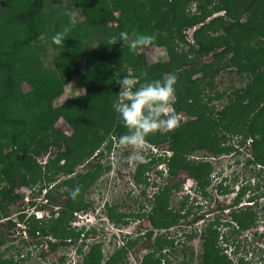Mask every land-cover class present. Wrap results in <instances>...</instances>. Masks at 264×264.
<instances>
[{
    "label": "trees",
    "instance_id": "16d2710c",
    "mask_svg": "<svg viewBox=\"0 0 264 264\" xmlns=\"http://www.w3.org/2000/svg\"><path fill=\"white\" fill-rule=\"evenodd\" d=\"M110 1L113 8L102 17L92 12L94 8L99 7V0H83L81 12L88 23L105 26L114 22L117 29L114 35L121 31L130 33L134 28L147 34L155 33L157 39L153 44L160 46L168 43L164 40L166 24L163 20H169V24L179 31V40L184 41L187 48L180 53L169 48L168 61L149 63L143 52L130 51L120 40L112 45H109L108 41L101 42L94 50L87 52L77 46L75 40H69L67 37L64 45L55 46L57 52L53 69H42L38 59L26 60L25 56L36 39L48 31L54 33L57 26L56 12L48 6L49 0H0V76H4L0 80V126L3 127L0 132V217L8 214V206L22 197V193L15 191L16 186L30 188L36 185L41 190L46 189V205L58 197L65 196L61 208L51 210L49 216L36 218L33 214L27 216L25 211L18 213L17 220L26 222L25 237L31 238L30 240L48 236L59 243H69L71 237L78 239L80 234L85 236L91 233L94 236V229H75L70 226V222L74 219V212L91 206L90 202L83 198L86 188L111 168V164L101 163L100 157L115 148L119 137L127 132L113 110L112 102L120 91L117 79L127 75L129 69L141 82L161 79L169 73L177 74V99L172 107L176 113L183 112L190 117L180 121L179 126L172 130L158 131L147 138L148 146L159 147L165 144L166 150L162 153L151 150L146 154L145 162L136 163L132 175L136 184L148 186V171L155 163L162 161L166 167L164 174L174 177L183 170L201 192L207 195L205 188L209 184L212 162L209 159L192 157L191 154L196 150H207L211 156L232 150L239 151V148L228 143L233 136H238L237 145H250V156L245 158L244 165L259 164L255 175L259 172L264 174V126H256L259 122H264V0H203L198 12L186 16H183L180 5L192 0H172L163 11L161 10V14L157 15L160 20L156 21L153 9L159 6L160 2H155L159 0H152L155 2L153 8H146L150 0ZM210 3H213L212 6ZM115 10L119 11L118 16L113 14ZM216 10H222L223 14L205 21L206 17ZM20 21L26 22L28 34L12 31V25ZM196 24L199 26L192 33L193 41L185 40L181 28ZM210 31H217L218 34L210 36ZM207 54L222 63L213 66V63L206 62L202 58ZM84 55L88 57L86 71L80 77L85 84V94L73 102L59 105L58 109L53 108L50 98L61 92L63 81L73 72V58ZM24 63L25 69L22 70ZM229 66L235 67L233 71L236 74H245L247 82L244 86L232 90L228 94L232 96L228 97L229 101L220 110L215 111L207 104L198 102L195 98L196 94L199 96V91L193 89L198 88L205 79H212L219 69ZM17 69L24 72L23 77L17 74ZM196 74L199 75L195 76ZM106 77L112 79L109 84L105 82ZM22 78L35 83L38 90L29 94L23 93L20 86ZM209 81L211 80H208L207 84H210ZM218 95L216 97H220ZM10 103L18 110L17 116H9L6 107ZM238 108L244 111L239 113L240 116L244 115L242 121L237 119L226 123L230 110L233 112ZM61 114L73 128L71 136L53 128L55 120ZM231 124L234 125L235 131L231 129ZM220 127L229 134L218 131ZM11 128L14 130L8 131ZM257 133H260L261 137H257ZM105 140L103 149L101 144ZM7 146H12L13 149L5 151ZM51 149L53 155L50 154ZM44 153L50 155L43 163H39L37 157ZM89 157L95 158L96 161L85 171H77V165ZM254 169L255 167H252L253 172ZM162 171L156 169L158 175L162 174ZM59 177H62L61 180L55 181L54 178ZM171 185L157 184L158 187L146 198L149 207L140 203L138 211L130 215L118 211L116 204L106 203L104 206V213L110 221L126 224L128 216H142L149 220L151 227L142 232V237L151 240L155 248L149 249L142 256L140 264H163L164 261L171 264L168 256L175 257L177 251L183 256L182 260L180 259L181 264H187L192 258L193 250L185 241L197 235L195 230L180 234V237L185 239L182 243L179 242L180 250H177L173 238L163 233H155L158 229L166 230L176 225L179 218H186L192 213V206H185L187 197L180 199L177 207L170 205L171 190L178 184ZM77 186L80 187V192L72 198L70 190ZM218 186L223 192L227 190V187H222L221 181ZM60 188L63 190L60 191ZM258 188L259 183L238 188L232 204L240 203L246 191L250 189L254 190L248 196L249 200L264 197V191H261L262 194L258 193ZM141 194H144V190ZM256 204L258 200L255 206ZM255 206L248 205L238 211H232L231 218L222 224L226 227L222 232L218 218L204 224L200 230L202 253L199 264L232 262L218 242L222 239L231 245L234 242L230 238L234 239L236 233L254 225L258 218ZM259 208L264 211V204ZM197 219L198 216H194L190 223L198 221ZM6 224L11 233H14L15 221L9 218ZM235 224L237 228L234 227ZM228 226L232 228L228 229ZM83 231L85 233H82ZM5 237L1 236L0 245L7 243ZM138 240L139 237L132 238L130 234H123L122 243L115 246L106 258L103 257L100 243L91 242L82 254V259L75 264H126L128 250ZM9 247L10 245L6 246L5 251L9 250ZM50 247L55 249L56 244L53 243ZM238 250L239 243L233 244V252ZM77 251L81 253L82 247H77ZM12 258L13 256L7 258L0 254V264H17ZM236 264L249 262H245L243 257H238Z\"/></svg>",
    "mask_w": 264,
    "mask_h": 264
},
{
    "label": "rangeland",
    "instance_id": "374dc122",
    "mask_svg": "<svg viewBox=\"0 0 264 264\" xmlns=\"http://www.w3.org/2000/svg\"><path fill=\"white\" fill-rule=\"evenodd\" d=\"M83 0H49L48 6L56 12V22L57 26L54 28V33H50L49 31L46 34L42 35L40 38L36 39L33 47L28 50L25 59L34 58L38 59L40 62V67L43 69H53L54 67V56L56 55L57 49L55 48L56 44L52 41V36L58 32L62 31L63 28L69 23L66 12L69 10L74 11L77 15L78 23L69 33V40H75V44L80 46L83 50L89 52L90 50H94L98 44L101 42H107L111 36H113L117 31L116 25L114 22H109L105 26H98L88 23L85 16L81 12V3ZM172 0H159L155 2L158 3L159 6L153 9V13L155 15V21L160 18L157 16L161 14L163 9L167 7L168 2ZM203 0H192L182 3L180 5V10L183 16L190 15L199 11L200 4ZM150 0L146 6L154 7V3ZM214 2V0L212 1ZM213 3L209 5L212 6ZM113 6L110 0H99V7H96L92 10L95 12L96 16H105L108 14L109 10L112 9ZM150 10V9H149ZM162 10V11H161ZM115 16L119 15V11L115 10L113 12ZM223 14L222 10H216L211 12L205 21H208L212 15H221ZM169 19L171 18V13L169 15ZM166 24L165 30L166 35L164 36V40H167L168 43L166 45L156 46L151 44L142 49H138L139 52H143L146 56V59L149 63H153L155 61L166 62L169 59L168 49H175L177 52H181L187 48L186 43L184 41L179 40V31L175 26L169 24L166 20H163ZM162 22V21H161ZM163 22V25H164ZM155 23V22H154ZM199 26L196 24L190 27L181 28V33L183 34L185 40L189 42L193 41L192 33ZM12 31L15 33H20L23 35L28 34L27 25L25 21H20L16 24L12 25ZM146 33L141 29L134 28L131 29L129 33V38H134L136 34ZM218 34L217 31H210L209 35L216 36ZM65 38L64 41H66ZM212 39V38H211ZM95 45V46H93ZM206 62L213 63V66H216L218 63L222 62L213 58L211 54H207L202 58ZM88 60L87 55L74 57L71 63L73 68V72L67 77L65 81L62 83L61 92L50 98V102L53 108L58 109L59 105L73 102L80 98L83 94H85L86 88L84 82L81 80L80 75L84 74L86 71V61ZM235 67L229 66L224 69H219L218 72L214 74L212 79L207 78L204 82L200 83L198 88H194V91H199V96L196 100L200 103H205L209 108H214V110H220L223 105L229 101L228 97L232 95H228L232 90L239 86H244L247 82V77L245 74L238 75L235 73ZM25 69V63L22 67V70ZM17 74L23 77L24 72L16 70ZM102 71V70H101ZM212 72V70H210ZM21 72V74H20ZM103 72V71H102ZM199 74H196L197 76ZM3 75L0 76V80L3 79ZM110 77L105 78V82L109 84L111 82ZM210 84H207V81ZM188 83V82H187ZM21 91L25 94L33 93L38 90V87L35 83H30L25 78H22L21 81ZM219 94L216 97V95ZM42 107V106H41ZM6 110L9 116H17L18 110L10 103ZM244 112L242 108L235 109V111H231L229 113L227 121H242L243 114L240 116L239 113ZM179 121H185L190 117L185 115L183 112L177 113ZM264 126V122H259L257 127L260 125ZM53 128L58 129L59 131L65 133L67 136H71L73 134L72 126L67 122L66 118L61 114L55 120L53 124ZM234 125L231 124V129L234 130ZM3 129L0 126V132ZM14 128H11L10 132H12ZM218 131L224 132L225 130L220 127ZM235 131V130H234ZM161 132H165V130H161ZM229 134L228 131H225ZM257 137H261L260 133L256 134ZM238 136H233L228 143H232L234 147L239 148V151L232 150L231 152L225 153L222 152L218 156H211L207 150H196L191 154L192 157L209 159L212 162V170L209 175L208 181L209 184L206 186L205 190L207 195H204L201 192L200 188H198L193 181L189 177V175L181 170L177 174V176L169 177L164 174L165 165L162 161L155 163V166L148 171V180L150 184L145 186L143 184L138 185L134 182L132 175L134 172V168L137 160L134 159V154L137 151H140V154L143 156L144 162L147 160L145 158L146 154L149 151H156L159 153L164 152L166 149L165 144L160 145L159 147H151L145 144L143 149L137 150L132 147H124L119 143H116V147L111 149L109 152H105L103 156L100 157L101 163L107 165L111 164V168L109 171L104 172L90 187H87L83 193V198L85 201L90 202L91 206L83 211L79 212L81 215V219L76 222H72L74 225L80 226L88 225V231L92 228L95 230L94 236L91 233L83 236L80 234L78 239H74L71 237V241L69 243H59V241L52 239L48 236H39L32 240L29 237H25L26 233L23 230L26 228V222L18 223L16 216L22 210H27L28 208L27 201L30 196H36L37 193H41V191H46V189L41 190L38 186L34 185V187H23L18 188L19 192H22V197L17 201H14L10 206V214L9 216L12 220L15 221V226L19 230H15L14 233L11 231H7L5 227H0V236L8 235L7 244H10L9 250L4 251L7 258H12L13 262L17 264H75L76 262L82 259V254L86 252L88 249V244L91 242H99L103 257L106 258L112 250L119 243L121 244V239L123 234H130L132 238L139 237V240L133 244V246L128 250L127 256L125 258L126 264H140V260L142 256L149 250L155 248L152 245L151 240H147L145 237H142V232L145 231L146 228H150L151 225L147 218L141 217H132L128 216V222L126 224H121L118 222L110 221L109 218L104 213V206L107 202L109 205L116 204L118 206V211L125 212L130 215L131 213H135L139 209V204L142 203L145 206L149 207L148 198L158 186L157 184L165 183L171 186L178 184L177 187L171 190L170 193V205L172 207L178 206V201L184 197H187L186 200V208L188 206H192V213L189 214L186 218H179L178 223L176 225L170 226L168 229H158L156 230V234L163 233L166 236H170L174 240V244L177 245V250H180V244L185 239L180 237V234L184 235L185 233H189L191 230H195L197 235L191 240H186L185 243L190 245L193 254L192 258L187 262V264H199L202 249L200 247V243L202 240V236H200V230L204 227V224L208 221H213L215 218L219 220L220 232L226 230L225 227L222 226L223 222L229 219L230 209L229 204L233 200L234 191L237 187L240 189L242 186H249L252 183H259L258 193L264 191V174L255 175V172L258 170L257 166L255 167L254 172L250 165H244L245 158L250 156V145H237ZM250 142V137L247 138ZM106 140L101 144L103 149L105 146ZM235 147V148H236ZM13 149L12 146H7L5 151H9ZM51 155L52 154V149ZM49 154V155H50ZM48 153H44L38 155L37 160L39 163H43L47 157ZM96 159L87 158L86 161L77 165V171H85L89 168L91 163H94ZM84 164V165H83ZM156 169H161L162 174L158 175L156 173ZM234 176L236 178L234 179ZM68 177V176H66ZM62 177L54 178L55 181L59 182ZM236 180V181H235ZM53 181V182H55ZM221 181L222 187H227L226 191H221L219 182ZM53 182L51 184H53ZM63 189L60 188V191ZM144 190V194H141V191ZM254 189H250V191H246L244 197L241 199L240 203L249 202L248 196L251 195V192ZM248 192V193H247ZM258 193H255L256 195ZM262 194V193H261ZM261 198L258 199L259 204L255 206L257 209L258 221L255 222L254 226L249 227L247 230L236 233L235 238H230L235 243H239V250L236 253H233V244L230 246H224V243L220 240L218 245L223 247V251L226 252L229 259L232 261L230 264H236V260L238 257H243L244 261L249 262V264H264V236L260 237L258 234L260 232H264V217L260 205L264 204V197L259 196ZM65 200V196L58 197L57 201L51 205H45L43 209H38L39 206L34 210L38 211V213L42 216H47L51 210L60 209ZM218 204V205H217ZM250 204V203H249ZM220 207V209L218 207ZM40 210V211H39ZM28 213H31L28 210ZM102 217L100 220L97 217ZM194 216H198V221L190 223L191 219ZM261 217V220L259 218ZM126 219V218H125ZM256 226V227H255ZM24 228V229H23ZM87 231V230H84ZM82 233H85V232ZM141 231V232H137ZM137 235V236H136ZM155 235V234H154ZM36 240H39V244ZM55 243L56 248L52 249L50 247L51 244ZM77 247H82V252L78 253ZM4 249V246L0 247V251ZM181 252V251H180ZM176 256L169 255L168 258L171 260V264H181L180 259L182 260V254L177 251ZM104 260V259H103ZM163 264H168L166 261ZM225 264V263H218Z\"/></svg>",
    "mask_w": 264,
    "mask_h": 264
},
{
    "label": "clouds",
    "instance_id": "9594fccd",
    "mask_svg": "<svg viewBox=\"0 0 264 264\" xmlns=\"http://www.w3.org/2000/svg\"><path fill=\"white\" fill-rule=\"evenodd\" d=\"M66 15L69 23L62 31H58L52 36V41L56 45H64L65 38L70 36V31L78 23L77 15L74 11L69 10L66 12ZM156 39L157 36L155 33L136 34L134 38L130 39L127 31H121L118 35L111 36L108 44L112 45L120 40L123 42V45H127L130 51L136 52L138 49L153 44ZM177 81V74L169 73L161 79L141 82L131 69L128 70L127 75H123L122 78L117 79L120 85V91L116 99L112 102V108L117 114L120 123L127 129V132L119 137L118 143L121 146L141 150L150 135L161 130H172L179 126L180 121L178 115L172 107L177 99ZM134 159L139 162H144L140 151L134 154ZM45 192L43 190L39 193L42 194L41 198L44 197ZM79 192L80 187L77 186L70 190V196L75 198ZM31 214L36 218H41V216H37L32 212L28 213L27 216ZM97 217L100 220L103 218V216L99 217L98 214ZM18 223H21V221ZM221 241L224 243V246H230L222 239Z\"/></svg>",
    "mask_w": 264,
    "mask_h": 264
},
{
    "label": "flooded vegetation",
    "instance_id": "af4514ba",
    "mask_svg": "<svg viewBox=\"0 0 264 264\" xmlns=\"http://www.w3.org/2000/svg\"><path fill=\"white\" fill-rule=\"evenodd\" d=\"M84 165V164H83ZM259 166V164H256V166ZM252 167V166H251ZM78 168V167H77ZM110 170V169H109ZM108 170V171H109ZM107 172V171H106ZM220 183V182H219ZM23 188V187H25V186H22V185H20V186H16V189H15V191H17V192H19V190H18V188ZM237 192H238V190L236 189L235 191H234V196H233V199H234V197L236 196V194H237ZM19 193H22V192H19ZM38 195H36V196H30V198H29V200L27 201V205H28V208H26L27 210H22V211H25L27 214H28V210H30L32 213H35L36 215L38 214V211H35L34 210V208L36 209L38 206H39V208L38 209H43V207L47 204V199L45 198V197H42L41 198V195L42 194H39V193H37ZM259 198H261V197H257V198H253V199H251L249 202H245V203H235V204H232V201L230 202V204H229V206L228 207H230V209L228 210V212H229V219L231 218V212L232 211H238L240 208H243V207H245V206H248V205H252V206H255V202L259 199ZM31 201L33 202V204H31ZM57 201V199L54 201V202H51V203H49L48 205H51V204H53V203H55ZM241 202V201H240ZM13 203V202H12ZM11 203V204H12ZM107 203V202H106ZM105 203V204H106ZM250 203V204H249ZM10 204V205H11ZM258 204H259V201H258ZM9 205V206H10ZM218 205V204H217ZM257 205V204H256ZM9 206H8V210H9ZM218 207V206H217ZM219 209H220V207H218ZM256 209V208H255ZM55 210H57V209H55ZM22 211H20V212H22ZM40 211V210H39ZM82 212L83 211V209L82 210H78V211H76V212H74V219H72V221L70 222V226L71 227H74L75 229H80V228H82L83 230H88L89 228L87 227V224L86 225H84V226H80V228H76V227H78V225H75V223H74V225L72 224V222H76V221H78L79 219H81V215L79 214V212ZM262 211V213H263V216L262 217H264V211L263 210H261ZM9 214H10V210H9V213L8 214H6L5 216H2V217H0V227H5V229L9 232V231H11V229H8L7 228V224H6V222H7V220L10 218V219H12L10 216H9ZM18 215V214H17ZM41 216V215H40ZM47 216H49V214L47 215ZM43 217H45V216H41V218H43ZM16 218H17V216H16ZM228 220V219H227ZM259 220H261V217L259 218ZM257 221H258V219H257ZM256 221V222H257ZM237 225L235 224L234 225V227H236ZM252 226H254V225H252ZM252 226H249V227H251L252 228ZM248 227V228H249ZM256 227V226H255ZM226 228V227H225ZM232 227H230V226H228V229H231ZM237 228V227H236ZM247 228V229H248ZM20 230L21 231V229H18L17 227H15V230ZM247 229H245V230H247ZM16 230V231H17ZM245 230H243V231H245ZM243 231H240V232H243ZM261 233H264V232H260L259 234H258V236H260V237H263L264 235H261ZM2 236V235H1ZM1 236H0V238H1ZM6 238V242H7V240H8V235L5 237ZM39 244V243H38ZM8 245H10V244H2V245H0V247H2V246H4V249L2 250V251H0V254H3L4 256H5V249H6V246H8ZM234 253V252H233ZM236 262H237V260H236Z\"/></svg>",
    "mask_w": 264,
    "mask_h": 264
},
{
    "label": "built area",
    "instance_id": "2783aa9c",
    "mask_svg": "<svg viewBox=\"0 0 264 264\" xmlns=\"http://www.w3.org/2000/svg\"><path fill=\"white\" fill-rule=\"evenodd\" d=\"M37 216H40V214L38 213ZM19 224H20V223H19ZM23 229H24V228H23ZM23 232H24V230H23ZM25 233H26V232H25Z\"/></svg>",
    "mask_w": 264,
    "mask_h": 264
},
{
    "label": "water",
    "instance_id": "95a60500",
    "mask_svg": "<svg viewBox=\"0 0 264 264\" xmlns=\"http://www.w3.org/2000/svg\"><path fill=\"white\" fill-rule=\"evenodd\" d=\"M214 15H212L210 18H208V20H210ZM216 16V15H215Z\"/></svg>",
    "mask_w": 264,
    "mask_h": 264
}]
</instances>
